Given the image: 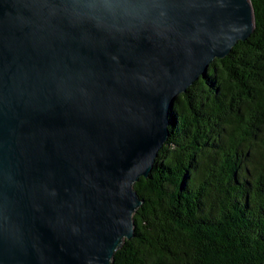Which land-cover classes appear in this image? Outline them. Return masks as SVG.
<instances>
[{
  "label": "water",
  "instance_id": "obj_1",
  "mask_svg": "<svg viewBox=\"0 0 264 264\" xmlns=\"http://www.w3.org/2000/svg\"><path fill=\"white\" fill-rule=\"evenodd\" d=\"M251 0H0V264H111L177 98Z\"/></svg>",
  "mask_w": 264,
  "mask_h": 264
},
{
  "label": "trees",
  "instance_id": "obj_2",
  "mask_svg": "<svg viewBox=\"0 0 264 264\" xmlns=\"http://www.w3.org/2000/svg\"><path fill=\"white\" fill-rule=\"evenodd\" d=\"M256 30L215 60L172 110L136 238L111 264H264V0Z\"/></svg>",
  "mask_w": 264,
  "mask_h": 264
}]
</instances>
